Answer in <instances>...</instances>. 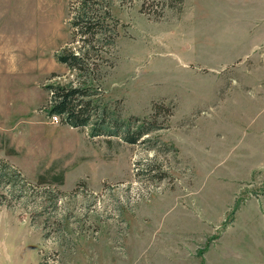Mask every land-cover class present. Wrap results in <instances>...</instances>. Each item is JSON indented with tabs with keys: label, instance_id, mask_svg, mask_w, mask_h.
Masks as SVG:
<instances>
[{
	"label": "rangeland",
	"instance_id": "374dc122",
	"mask_svg": "<svg viewBox=\"0 0 264 264\" xmlns=\"http://www.w3.org/2000/svg\"><path fill=\"white\" fill-rule=\"evenodd\" d=\"M73 1L10 0L0 264H264V0H109L96 96L136 143L46 112Z\"/></svg>",
	"mask_w": 264,
	"mask_h": 264
},
{
	"label": "trees",
	"instance_id": "16d2710c",
	"mask_svg": "<svg viewBox=\"0 0 264 264\" xmlns=\"http://www.w3.org/2000/svg\"><path fill=\"white\" fill-rule=\"evenodd\" d=\"M72 13L73 44L66 45L56 54L58 62L77 75V81L51 83L48 115L60 116L69 125L91 126V134L121 136L136 143L150 131L145 125L132 127V120H121L111 112L108 104L99 101L100 86H95L93 76L101 62H110L112 48L118 37V22L114 20L109 0H74ZM121 124V128H118Z\"/></svg>",
	"mask_w": 264,
	"mask_h": 264
},
{
	"label": "crops",
	"instance_id": "0c3cea01",
	"mask_svg": "<svg viewBox=\"0 0 264 264\" xmlns=\"http://www.w3.org/2000/svg\"><path fill=\"white\" fill-rule=\"evenodd\" d=\"M2 74L10 75V0H0V75ZM2 90L0 117L1 115L10 117V101L7 106L1 105L4 100L10 99V89L2 87Z\"/></svg>",
	"mask_w": 264,
	"mask_h": 264
}]
</instances>
